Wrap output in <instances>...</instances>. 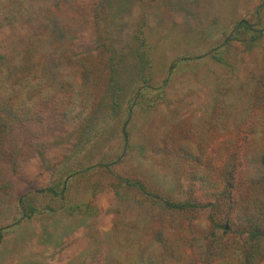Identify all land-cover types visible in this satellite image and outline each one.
Returning <instances> with one entry per match:
<instances>
[{"label": "rangeland", "instance_id": "1", "mask_svg": "<svg viewBox=\"0 0 264 264\" xmlns=\"http://www.w3.org/2000/svg\"><path fill=\"white\" fill-rule=\"evenodd\" d=\"M0 264H264V0H0Z\"/></svg>", "mask_w": 264, "mask_h": 264}, {"label": "trees", "instance_id": "2", "mask_svg": "<svg viewBox=\"0 0 264 264\" xmlns=\"http://www.w3.org/2000/svg\"><path fill=\"white\" fill-rule=\"evenodd\" d=\"M171 205H176V204H172V203H170ZM182 206H194V204H184V205H182Z\"/></svg>", "mask_w": 264, "mask_h": 264}]
</instances>
